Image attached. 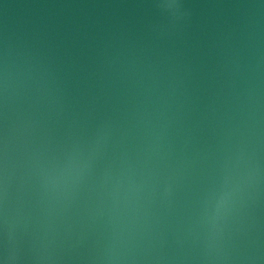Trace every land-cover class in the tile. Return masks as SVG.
Wrapping results in <instances>:
<instances>
[{
    "label": "water",
    "instance_id": "95a60500",
    "mask_svg": "<svg viewBox=\"0 0 264 264\" xmlns=\"http://www.w3.org/2000/svg\"><path fill=\"white\" fill-rule=\"evenodd\" d=\"M0 264H264V0H0Z\"/></svg>",
    "mask_w": 264,
    "mask_h": 264
}]
</instances>
